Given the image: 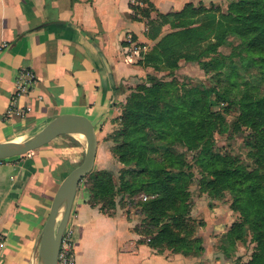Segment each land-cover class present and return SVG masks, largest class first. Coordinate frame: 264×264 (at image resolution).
I'll list each match as a JSON object with an SVG mask.
<instances>
[{
	"label": "crops",
	"instance_id": "0c3cea01",
	"mask_svg": "<svg viewBox=\"0 0 264 264\" xmlns=\"http://www.w3.org/2000/svg\"><path fill=\"white\" fill-rule=\"evenodd\" d=\"M150 1L151 17L140 11L149 7L144 0H0V142L32 138L59 116L86 117L98 138L96 167L100 136L115 125L118 104L153 72L141 65L156 44L148 38L150 21L197 0ZM169 32L163 27L161 37ZM129 39L145 49L141 57L130 59ZM24 70L35 73L37 85L9 114ZM76 136L0 161V264H41L39 246L55 194L85 157L87 142ZM82 185L68 224L77 264H233L221 249L219 231L231 224L228 216L207 221L196 234L204 251L186 256L151 247L136 230L139 217L120 208L112 215L101 212Z\"/></svg>",
	"mask_w": 264,
	"mask_h": 264
},
{
	"label": "trees",
	"instance_id": "16d2710c",
	"mask_svg": "<svg viewBox=\"0 0 264 264\" xmlns=\"http://www.w3.org/2000/svg\"><path fill=\"white\" fill-rule=\"evenodd\" d=\"M144 2L149 7L140 11L151 17L154 6L150 0ZM165 26L171 32L161 37ZM230 37L241 42L239 61H234L236 55L225 57L219 52ZM148 38L156 44L144 56L142 66L175 73L182 61L196 63L207 75L221 73L227 84L220 91L201 84L186 89L184 95H176L172 83L163 87L154 78L150 82L154 81L153 85L137 87L134 100L119 119L118 139L122 144L116 151L126 166L138 168L129 171L133 179L121 188L123 195L137 202L145 217L136 230L155 249L186 256L204 251L202 238L196 236V224L190 220L193 174L185 170L186 153L176 150L185 147L198 153L196 162L208 176L202 182L204 191L229 192L233 196L230 208L240 215L223 235L222 251L228 254L229 248L238 242L246 244L250 236L256 244L251 259L236 264H264V174H245L236 158L212 153L214 134L228 132L223 117L214 113L213 107L220 100H228L241 109L238 124L255 132L252 156L264 172V93L250 83H239L231 73L239 69L238 64L244 71L254 69L264 85V0H240L227 14L188 3L179 12L158 13L157 19L150 21ZM88 176L93 179L89 203L105 214H114L115 204H110L109 212L98 203L117 191L112 173L93 171ZM144 195L148 200L144 201Z\"/></svg>",
	"mask_w": 264,
	"mask_h": 264
},
{
	"label": "rangeland",
	"instance_id": "374dc122",
	"mask_svg": "<svg viewBox=\"0 0 264 264\" xmlns=\"http://www.w3.org/2000/svg\"><path fill=\"white\" fill-rule=\"evenodd\" d=\"M239 3L240 0H197L193 4H195L196 6L202 4L207 8L214 7V9L217 8L218 10H220V13L227 14L229 8L237 6ZM240 43V40L230 37L228 42L219 48V52L225 57L236 55L234 56V61H239L240 57L238 56V47L240 46ZM181 63V68L175 73L158 72L153 69V72H150L143 81L137 84L136 87L131 88L132 92H130L128 95H125L123 102L118 104V106L121 107V110L120 115L114 120L115 125L109 130V132H107L103 136H100L99 144H101V151L94 172L108 171L112 173L113 183L115 185V189H117V191H115V193L108 199L98 201L100 206H102L106 211L111 212L110 204L113 203L117 206L116 210L120 208L129 213V215H135L139 217L140 223H142L143 219L145 218L140 207L136 204L137 202L130 201L128 195H123L121 193L122 185L125 182L131 181V179H133V176L129 174V171L134 169L136 171V169L138 168L126 166L124 157L116 153L117 149L122 144V142L118 139V135L120 133L119 131L121 130L119 119L122 116L128 103L134 100V94H136L138 91L137 87L139 85H153L154 81H152V84H150V82L151 78H154L156 81H158L157 83L163 84V87L171 86L172 83L177 89L176 95H184V91L186 89L199 88L201 84L210 89H216L217 91H220L223 86H226L227 84L226 79L224 78V76H222L221 73H211L207 75L203 72V70L200 69L199 65L196 63H191V68L187 67L188 64H185V62L182 61ZM238 68L239 69L237 71H232L231 73L235 77V79L236 77H238L237 81L239 83H250L254 85V87H256V89H258L260 93H264V85L258 77V73L256 72V70L251 69L244 71L242 69V66L239 64ZM167 102L168 100L166 101V103ZM161 105H165V103ZM213 112L216 114H220L223 117L225 125L228 126V132L220 133V131H217L214 134L212 153L223 157L225 155H230L236 158L238 160V168L245 174L258 171L259 174L263 175L264 172L259 169L256 162V157L252 156V154L255 152V149L253 148L256 141L255 132L251 128L238 124L239 118L241 116L240 107L238 105H232L228 100H220L218 105L213 107ZM76 137L83 141L85 145V139L79 136ZM28 138L30 137H24L20 140L26 141L28 140ZM176 150L182 153H186L188 168H186L185 170L193 174L189 188V202L191 205L190 220L195 222V228L198 231L201 227L206 226L207 221L219 218L222 215H225L226 217L228 216L227 219L229 223L231 222V224H226L224 228L219 230L221 231V233H224L223 235L225 236V234L230 230L231 226L240 220V215L238 213H235L236 216H232L233 218H231V216L228 214L232 211L230 206L233 203V196L229 192H211L209 190L204 191L202 182L206 180L208 176L202 171L201 167L196 162V155L198 153L187 151L185 147H178L176 148ZM81 183H83L82 187L88 194L90 200L91 190L93 187L92 177L88 176L84 178ZM194 208H196V211L193 215L192 212L194 211ZM211 211H213V213ZM61 219L62 216H60L59 221ZM251 240L252 237L249 236L248 242L246 244L238 242L236 245L229 248V253L226 255H228L229 257H233V264H236L237 261L243 262L244 259L249 258L248 260L244 261L248 262L251 259V256L256 247V244ZM238 253L240 254L239 256Z\"/></svg>",
	"mask_w": 264,
	"mask_h": 264
},
{
	"label": "water",
	"instance_id": "95a60500",
	"mask_svg": "<svg viewBox=\"0 0 264 264\" xmlns=\"http://www.w3.org/2000/svg\"><path fill=\"white\" fill-rule=\"evenodd\" d=\"M67 135H83L87 149L83 162L69 173L55 194L39 246L41 264H57L62 237L70 221L78 188L95 169L98 153L96 129L86 117L63 115L53 119L41 132L26 141L0 142V161H3L29 155ZM62 208L64 211L60 215ZM60 216L62 219L59 221Z\"/></svg>",
	"mask_w": 264,
	"mask_h": 264
},
{
	"label": "built area",
	"instance_id": "2783aa9c",
	"mask_svg": "<svg viewBox=\"0 0 264 264\" xmlns=\"http://www.w3.org/2000/svg\"><path fill=\"white\" fill-rule=\"evenodd\" d=\"M128 43L131 46V50L129 53L130 59H133L134 56L135 58L141 57L142 56L141 51L142 53L145 52V49L141 50L140 47L132 41V39H129ZM37 82L38 79L35 73H33L32 71L24 70L19 74L16 83V94L9 109V114H12L15 111V105L17 99L23 95L28 94L33 88H35ZM148 198H149L148 195L143 196L144 201L148 200ZM4 247H5V239L2 235H0V250H3ZM57 264H77L75 258V252H74L73 233L68 229V227L65 230L62 237Z\"/></svg>",
	"mask_w": 264,
	"mask_h": 264
},
{
	"label": "bare ground",
	"instance_id": "6f19581e",
	"mask_svg": "<svg viewBox=\"0 0 264 264\" xmlns=\"http://www.w3.org/2000/svg\"><path fill=\"white\" fill-rule=\"evenodd\" d=\"M78 136L81 137V138H83V139H85L83 135H78ZM16 142H23V141L19 139ZM63 211H64V208L61 209L60 215H62Z\"/></svg>",
	"mask_w": 264,
	"mask_h": 264
}]
</instances>
